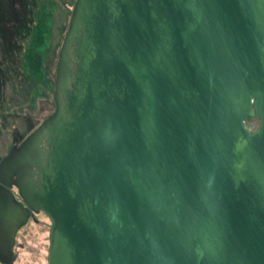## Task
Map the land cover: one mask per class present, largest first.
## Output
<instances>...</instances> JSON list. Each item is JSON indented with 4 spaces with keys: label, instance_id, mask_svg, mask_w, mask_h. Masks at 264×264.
Here are the masks:
<instances>
[{
    "label": "water",
    "instance_id": "1",
    "mask_svg": "<svg viewBox=\"0 0 264 264\" xmlns=\"http://www.w3.org/2000/svg\"><path fill=\"white\" fill-rule=\"evenodd\" d=\"M52 101L0 160V264L39 212L47 264H264V0H74Z\"/></svg>",
    "mask_w": 264,
    "mask_h": 264
},
{
    "label": "rangeland",
    "instance_id": "2",
    "mask_svg": "<svg viewBox=\"0 0 264 264\" xmlns=\"http://www.w3.org/2000/svg\"><path fill=\"white\" fill-rule=\"evenodd\" d=\"M74 0H0V160L53 111L52 84L57 50ZM45 6L50 13L43 53L49 91L41 81L22 72V57L35 12ZM29 223L17 236L14 264H47L50 224Z\"/></svg>",
    "mask_w": 264,
    "mask_h": 264
},
{
    "label": "trees",
    "instance_id": "3",
    "mask_svg": "<svg viewBox=\"0 0 264 264\" xmlns=\"http://www.w3.org/2000/svg\"><path fill=\"white\" fill-rule=\"evenodd\" d=\"M34 23L29 30L27 47L22 57V72L30 80L41 81L49 91L51 85L46 77V69L43 63V53L47 43L50 13L45 6H40L34 13Z\"/></svg>",
    "mask_w": 264,
    "mask_h": 264
},
{
    "label": "flooded vegetation",
    "instance_id": "4",
    "mask_svg": "<svg viewBox=\"0 0 264 264\" xmlns=\"http://www.w3.org/2000/svg\"><path fill=\"white\" fill-rule=\"evenodd\" d=\"M21 141H22V140H21ZM21 141H20V142H21ZM20 142H19V143H20ZM19 143L14 144L13 146H18ZM11 192L13 193V198H14V200L19 202L20 199H19V197L16 195V191H15L14 188L11 189ZM43 218H45V219L48 221V223L50 224L48 218H47L43 213H41V212H39V213H31V214H30V217H29V219H28V222H27V224L25 225V227H27V225H28L29 223H33L34 225H41V224H43V221H42ZM25 227H23V228H25ZM23 228L20 229V230L16 233V236H15V242H14V247H13V252H14V258H15V260H14L13 264L15 263V261H16V259H17V254H16L15 251H16L17 248L20 247V246L18 245V242H17V236H18L19 232L23 230Z\"/></svg>",
    "mask_w": 264,
    "mask_h": 264
}]
</instances>
